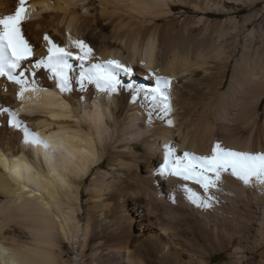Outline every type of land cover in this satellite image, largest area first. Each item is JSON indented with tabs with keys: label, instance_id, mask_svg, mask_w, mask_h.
<instances>
[{
	"label": "bare ground",
	"instance_id": "6f19581e",
	"mask_svg": "<svg viewBox=\"0 0 264 264\" xmlns=\"http://www.w3.org/2000/svg\"><path fill=\"white\" fill-rule=\"evenodd\" d=\"M18 6L0 0V18ZM25 7L33 63L47 56L45 35L73 53L82 40L93 49L87 64L114 59L133 69L124 80L170 78L172 111L149 119L126 90L85 83L81 91L75 59L65 92L45 69L22 96L0 77V264H264V188L224 174L218 202L200 207L159 168L166 146L177 157L210 155L217 141L264 153V0ZM24 127L44 143L25 142Z\"/></svg>",
	"mask_w": 264,
	"mask_h": 264
},
{
	"label": "snow or ice",
	"instance_id": "6c2138e0",
	"mask_svg": "<svg viewBox=\"0 0 264 264\" xmlns=\"http://www.w3.org/2000/svg\"><path fill=\"white\" fill-rule=\"evenodd\" d=\"M26 0H19L14 14L0 18V77H7L13 84L19 86L18 95L22 96L30 86H34L37 69H45L51 73L50 79L57 81L61 92L69 91L73 82L71 72L73 65L70 59L80 63V71L75 77V83L83 91L85 83L94 85L98 91L116 94L126 90L133 102L141 100L146 115L149 119L153 115L170 117L171 104V79L155 76L149 73L154 80L145 83H135L131 79L124 80L121 76H134L133 69L122 64L118 60L110 59L101 63L87 64L92 58L93 49L82 40L72 41V45L78 49L77 53L68 51L66 47H60L47 35L44 36L47 47V56L33 63L32 46L25 39L22 25L27 19ZM34 90V87L33 89ZM8 123L16 128L21 123L13 116ZM171 125V120H168ZM43 144L34 133H29L24 127L25 142ZM47 147V145H44ZM163 163L159 166L161 174L178 177L184 181L181 185L184 198L200 207H212L218 198L213 190H221L222 176L228 174L246 187L259 186L264 188V153L240 152L227 149L217 141L207 156H196L184 152L181 157L174 156L171 146H166ZM191 182L197 185L198 191L189 186ZM174 202V201H173Z\"/></svg>",
	"mask_w": 264,
	"mask_h": 264
},
{
	"label": "rangeland",
	"instance_id": "374dc122",
	"mask_svg": "<svg viewBox=\"0 0 264 264\" xmlns=\"http://www.w3.org/2000/svg\"><path fill=\"white\" fill-rule=\"evenodd\" d=\"M261 4H262V3H259V4L257 5V7H259ZM214 260H215L217 263H223V262H225V260H226V255H225V253L216 254Z\"/></svg>",
	"mask_w": 264,
	"mask_h": 264
}]
</instances>
